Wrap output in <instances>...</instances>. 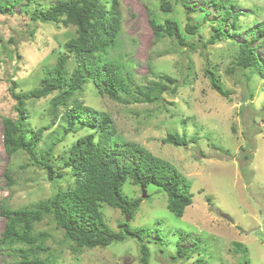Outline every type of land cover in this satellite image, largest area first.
Returning <instances> with one entry per match:
<instances>
[{"label":"rangeland","instance_id":"rangeland-1","mask_svg":"<svg viewBox=\"0 0 264 264\" xmlns=\"http://www.w3.org/2000/svg\"><path fill=\"white\" fill-rule=\"evenodd\" d=\"M103 1L109 10L115 2L121 16V45L111 55L126 62L132 91L163 76L174 78L179 85L176 94L171 92V86L163 99L153 104L136 103V92L121 94L129 104L115 102L91 82L78 94L86 106L108 114L123 142L139 144L167 160L190 183L193 203L182 217L168 209L166 193L150 185L139 213L134 219L129 218L131 228H147L144 243L151 251L149 264H244L245 253L250 264H264V78L251 69L241 70L237 64L240 45L252 38L250 30L264 25V0H231L236 4L228 8L233 14L239 13V28L236 31L228 19L225 30L231 38L209 46L204 44L216 32L213 27L225 11L209 1L167 0L173 8L170 13L162 11L159 0ZM0 2L6 6L5 13H0L1 239L6 227L2 207L31 208L53 197L58 190L75 185L72 171L64 167L65 161L77 139L94 130L81 128L64 136L67 120L63 108L53 111L55 93L27 102L30 115L24 130L30 137L46 128L37 151L52 147V162L64 172V177L51 181L44 167L24 151L12 157L7 154L3 119L18 118L13 93L29 92L41 85L47 70L60 55L68 53L65 45L76 36V28L33 21L38 6L47 10L56 0ZM184 2L195 11L188 13ZM153 17L160 24L175 21L183 34V43L175 37L158 41L150 23ZM188 25L198 26L194 34L186 29ZM257 52L264 64V49L258 47ZM77 65L72 57L67 66L69 74ZM207 67L221 79L229 99L213 90L205 74ZM171 132L186 136L189 145L164 144L163 139ZM130 181L124 185V193L132 199L142 198L141 187ZM101 209L108 225L120 231L126 215L106 204ZM156 230H160V238ZM180 231L190 234L181 243L189 251L188 257L173 260ZM42 233L48 237L31 257L55 264H142L140 243L135 239L77 255L51 217L35 224L33 234ZM198 238L201 241L197 247ZM238 244L244 254L238 251ZM18 259L20 253L16 248L0 249V264Z\"/></svg>","mask_w":264,"mask_h":264},{"label":"trees","instance_id":"trees-1","mask_svg":"<svg viewBox=\"0 0 264 264\" xmlns=\"http://www.w3.org/2000/svg\"><path fill=\"white\" fill-rule=\"evenodd\" d=\"M159 1L163 12H172L173 8L169 1ZM206 1L225 9L217 21V26L213 27L216 32L204 44L209 46L231 38L225 30V21L231 19V24L237 31L239 13L233 14L228 8L229 5L236 4L231 0ZM183 7L188 13L195 11L193 6L185 2ZM5 8V4L0 2V13H5ZM234 16L237 20H233ZM32 19L46 24L72 25L76 28V36L66 43L68 53L60 55L57 63L47 70L39 87L29 92L13 93L17 102L18 118L17 121L11 118L3 119L4 148L7 154L12 157L17 152L24 151L36 164L44 167L51 181L64 177V172L57 170L52 162V147L37 151L46 128L39 129L30 137H27L24 130L30 115L27 102L44 99L55 93L52 98L53 111L56 113L63 108L67 120L64 136L77 133L81 128L94 132L79 137L65 161L64 167L70 169L75 177L73 187L58 190L53 197L42 200L31 208L11 210L2 207L1 214L6 219V227L0 239V249L16 248L19 251L20 259L10 264H55L30 255L40 249L48 237L43 233L34 235L35 224L51 217L56 227L64 232L65 238L71 243L72 251L77 255L85 250L104 249L114 243L135 239L140 243L141 263L149 264L151 251L144 243L147 228L133 229L127 223V217L134 219L139 213L143 198H130L124 193V185L131 180L135 186H140L141 189L145 187L146 191L150 185L162 189L167 195L168 209L176 217H182L186 208L193 203V195L189 190L190 183L167 160L155 156L139 144L123 142L108 114L86 106L78 94L91 82L101 94L107 95L115 102L129 104L130 101L123 99L121 94L136 92L137 96L134 99L136 103L153 104L160 102L163 95L170 91L171 86H173L171 92L176 94L179 85L174 78L163 76L157 82L145 87H135L132 91L130 85L133 81L127 71L126 62L111 55L121 45V16L115 2L109 10L103 0H56L47 10H42L38 6ZM150 23L158 41L164 37H175L181 44L183 43V34L175 21L167 20L160 24L153 17ZM186 29L194 34L198 26L188 25ZM250 32L252 38L240 45L237 64L241 70L251 69L264 78V64L257 52L258 47L264 49V25ZM72 57L78 65L69 74L67 66ZM205 74L213 90L229 99V94L224 90L216 72L207 67ZM13 85V89L17 88V83L14 82ZM163 143L187 147L189 139L171 132L163 139ZM208 201L212 202V199L209 197ZM103 204L126 215V222L120 231H114L106 222L101 209ZM189 235L180 231L177 256L173 260L188 257L189 251L182 248L181 243ZM156 236L160 238V230H156ZM200 241L198 238L197 247ZM237 249L242 252L239 244ZM243 263L250 264L246 253L243 256Z\"/></svg>","mask_w":264,"mask_h":264},{"label":"water","instance_id":"water-1","mask_svg":"<svg viewBox=\"0 0 264 264\" xmlns=\"http://www.w3.org/2000/svg\"><path fill=\"white\" fill-rule=\"evenodd\" d=\"M142 198L143 199H145V198H147L148 196H147V191H146V189H145V187H142ZM225 216V218L227 219V220H229L232 224H235V221L230 217V216H228V215H224ZM129 218L130 217H127V222L129 221Z\"/></svg>","mask_w":264,"mask_h":264}]
</instances>
